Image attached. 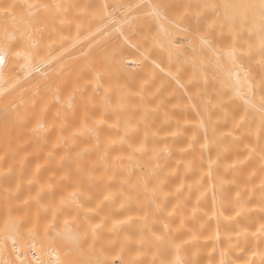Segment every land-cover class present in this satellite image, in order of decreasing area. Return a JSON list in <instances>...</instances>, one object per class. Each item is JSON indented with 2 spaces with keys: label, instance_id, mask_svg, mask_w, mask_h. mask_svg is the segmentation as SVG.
I'll list each match as a JSON object with an SVG mask.
<instances>
[{
  "label": "bare ground",
  "instance_id": "1",
  "mask_svg": "<svg viewBox=\"0 0 264 264\" xmlns=\"http://www.w3.org/2000/svg\"><path fill=\"white\" fill-rule=\"evenodd\" d=\"M258 3L0 0V261L264 264Z\"/></svg>",
  "mask_w": 264,
  "mask_h": 264
},
{
  "label": "snow or ice",
  "instance_id": "2",
  "mask_svg": "<svg viewBox=\"0 0 264 264\" xmlns=\"http://www.w3.org/2000/svg\"><path fill=\"white\" fill-rule=\"evenodd\" d=\"M31 7V6H30ZM205 7H208L205 5ZM212 7H215L213 5ZM230 7L229 5H225V8ZM231 7H236L235 5H232ZM241 7L244 8H251L255 10L257 16H258V35H259V49L261 53V62L264 63V0H259L258 4H252V5H243ZM153 15L160 17L159 11L154 7L153 9ZM228 18L226 17V20ZM246 19V17H245ZM173 23V27H179L175 22ZM253 24L255 26V19L253 20ZM238 33H236V37L238 38ZM202 43L205 45L209 44L210 41L206 38H202ZM251 54V46H249L248 53ZM245 55V52L243 49H240L236 46V42L234 40L233 46L228 49L227 56L232 63L233 67L229 71L228 75L230 78H233L235 81V87L233 88V91L236 93V95L239 97V99L243 102V104L246 106V108L255 109L258 110L261 113L262 119H264V81H261L260 83V91L258 96L259 103H256V90L255 86L251 82L249 78V73L246 71L240 61V57ZM3 57L0 56V64H3ZM69 107H71V98L69 99ZM134 151H143L142 148L134 149ZM107 198V197H106ZM13 228H16V225H12ZM93 234L95 235V229H93ZM73 245L78 246L79 239L76 236H69L66 237ZM0 264H4L3 261H0ZM37 264H41V261L39 258H37ZM56 264H61L60 261H57ZM94 264H107L104 260H97L94 262ZM120 264H123V261L121 260Z\"/></svg>",
  "mask_w": 264,
  "mask_h": 264
}]
</instances>
